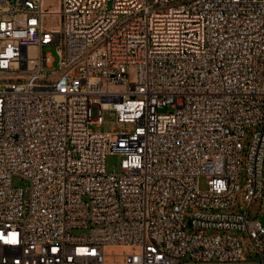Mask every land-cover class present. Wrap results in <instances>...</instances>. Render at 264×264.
<instances>
[{
  "label": "built area",
  "instance_id": "2783aa9c",
  "mask_svg": "<svg viewBox=\"0 0 264 264\" xmlns=\"http://www.w3.org/2000/svg\"><path fill=\"white\" fill-rule=\"evenodd\" d=\"M263 199L264 0H0V264H264Z\"/></svg>",
  "mask_w": 264,
  "mask_h": 264
},
{
  "label": "rangeland",
  "instance_id": "374dc122",
  "mask_svg": "<svg viewBox=\"0 0 264 264\" xmlns=\"http://www.w3.org/2000/svg\"><path fill=\"white\" fill-rule=\"evenodd\" d=\"M56 1V0H54ZM51 3V2H50ZM44 51L46 52H50L53 57L55 58V60L57 59V51L55 46H46L43 48ZM54 67H56V62L53 63ZM97 113L98 110L96 107L92 108V118L95 119L97 117ZM101 115H102V119H103V124L100 126H96L94 125H90L89 128L92 129L93 131H110L113 128H117V122H116V116L114 111L112 110H103L101 111ZM248 138L250 137L249 135L247 136ZM119 162H120V157L118 155H109L106 158V169L107 171H117L118 170V166H119ZM13 186L15 187H19L22 185V181H20V179L18 177H14L12 180ZM200 188L201 189H205L206 188V182L205 179L201 178L200 179ZM236 206L237 208H239V210H244L247 207L246 202L243 201V192H239L238 196H237V202H236ZM249 216L252 217H259L261 216V214L264 213V199L261 200H254L250 207H249ZM240 241L243 247V252L246 256L248 257H253L254 253L253 250L251 248V244L249 242V240L243 236L240 235Z\"/></svg>",
  "mask_w": 264,
  "mask_h": 264
},
{
  "label": "bare ground",
  "instance_id": "6f19581e",
  "mask_svg": "<svg viewBox=\"0 0 264 264\" xmlns=\"http://www.w3.org/2000/svg\"><path fill=\"white\" fill-rule=\"evenodd\" d=\"M46 2H47V3L52 2V3L54 4V6L57 5V0H56V1H54V0H46ZM57 28H58V26H57ZM33 52H35V49H34V48H31V49H30V53H33Z\"/></svg>",
  "mask_w": 264,
  "mask_h": 264
},
{
  "label": "water",
  "instance_id": "95a60500",
  "mask_svg": "<svg viewBox=\"0 0 264 264\" xmlns=\"http://www.w3.org/2000/svg\"><path fill=\"white\" fill-rule=\"evenodd\" d=\"M261 219H262V221H263V223H264V213H263V215H262Z\"/></svg>",
  "mask_w": 264,
  "mask_h": 264
}]
</instances>
